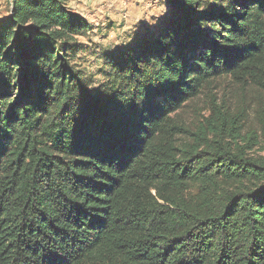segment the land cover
<instances>
[{
	"label": "trees",
	"instance_id": "trees-1",
	"mask_svg": "<svg viewBox=\"0 0 264 264\" xmlns=\"http://www.w3.org/2000/svg\"><path fill=\"white\" fill-rule=\"evenodd\" d=\"M162 1L93 88L74 42L91 24L64 0H10L0 264H264V158L240 143L244 117L177 119L219 79L264 93V0Z\"/></svg>",
	"mask_w": 264,
	"mask_h": 264
},
{
	"label": "rangeland",
	"instance_id": "rangeland-1",
	"mask_svg": "<svg viewBox=\"0 0 264 264\" xmlns=\"http://www.w3.org/2000/svg\"><path fill=\"white\" fill-rule=\"evenodd\" d=\"M10 0H0V20L9 15ZM67 8L82 16L91 31L78 36L75 64L92 80L93 88L103 81L104 54H115L153 29L167 13L162 0H64ZM244 117L240 143L247 141L250 155L264 158V93L230 78L216 80L179 111L177 119L195 132L207 127L212 108ZM239 143V144H240Z\"/></svg>",
	"mask_w": 264,
	"mask_h": 264
}]
</instances>
